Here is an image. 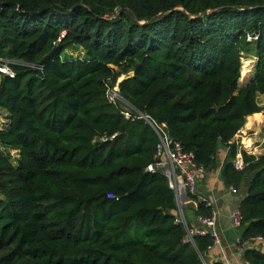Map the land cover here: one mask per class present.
Masks as SVG:
<instances>
[{"label": "trees", "instance_id": "1", "mask_svg": "<svg viewBox=\"0 0 264 264\" xmlns=\"http://www.w3.org/2000/svg\"><path fill=\"white\" fill-rule=\"evenodd\" d=\"M5 64L0 146L16 156L0 150V264H224L202 255L209 234L183 240L173 190L146 168L156 135L106 99L114 84L205 170L226 148L218 176L245 189L240 237L264 239V153L232 140L264 109V0H0ZM241 256L264 264L255 247Z\"/></svg>", "mask_w": 264, "mask_h": 264}, {"label": "built area", "instance_id": "2", "mask_svg": "<svg viewBox=\"0 0 264 264\" xmlns=\"http://www.w3.org/2000/svg\"><path fill=\"white\" fill-rule=\"evenodd\" d=\"M246 37L249 38L250 35L246 34ZM0 72L9 75L12 73L11 69L6 64L0 65ZM105 96L106 99L112 103L116 101L119 102L121 108L120 112L124 117L130 119L138 117L143 118L156 135L153 159L148 163L146 168L160 171L166 177L168 186L173 190L175 199L174 221L179 222L185 230L183 240L190 244H194V237L196 235L209 234L213 240L212 244H216L220 247L219 254L224 264H229L220 246L218 233L215 230L216 210L211 208L208 215L197 214L195 216V223H189L186 219L185 207H187L188 204H192V208H195L196 204L201 201L211 206L214 203V198L211 194L201 193L197 189V181L200 174H203L207 170L197 165L193 160L192 153L184 150L179 140L168 133L165 122L156 121L148 114L129 105L119 94L116 84L107 86ZM233 165L236 169H240L243 166L239 149L234 155ZM227 189L230 192H235L234 187L231 185H229ZM107 196L111 197L112 193L108 192ZM229 219L234 226L240 224L241 214L237 206L231 209ZM254 239H261V237L256 235L242 239L240 236H237L233 241V247L241 253L245 245ZM244 264L251 263L244 260Z\"/></svg>", "mask_w": 264, "mask_h": 264}, {"label": "crops", "instance_id": "3", "mask_svg": "<svg viewBox=\"0 0 264 264\" xmlns=\"http://www.w3.org/2000/svg\"><path fill=\"white\" fill-rule=\"evenodd\" d=\"M250 124H252V122L249 121L247 125ZM225 152L226 148L219 147L217 149V166L210 171H205L203 174H200L197 181V189L201 193L211 194L214 198V203L211 207L217 212L215 230L218 233L220 246L223 249L227 262L229 264H244V259L242 258L241 253L235 250L233 247V241L235 237L240 236L241 226L240 224L235 226L231 224L229 213L234 206H237L239 198L243 195V193L239 194V189H243L244 192L245 189L243 186H240L237 190H235V192H230L228 191L227 187H224L222 184V181L218 176V171ZM251 153L255 154L256 152L252 151ZM192 206V204H188L187 207H185L186 219L189 223L196 222V215H194L192 212ZM263 240L264 239L262 237L261 239H254L249 241L245 247L257 248L256 243H260V241ZM219 250L220 247L218 245H210L204 252L205 259H219L222 261V263H224L219 254ZM261 252L264 253L263 251Z\"/></svg>", "mask_w": 264, "mask_h": 264}, {"label": "rangeland", "instance_id": "4", "mask_svg": "<svg viewBox=\"0 0 264 264\" xmlns=\"http://www.w3.org/2000/svg\"><path fill=\"white\" fill-rule=\"evenodd\" d=\"M69 51H71L73 54L76 53H80L79 50H77V48L72 49L70 48ZM247 61H249L247 63ZM253 61V57L251 54H247L246 56L244 55L242 57V63H241V77L240 80L238 78V83L243 82L242 80L244 76L249 75L250 74V69H251V64ZM247 63V64H246ZM244 75V76H243ZM121 77V75H119L118 79ZM255 99L257 101L258 104L263 105L264 106V93H256ZM260 114L258 115H250L248 114V116H245L244 122L242 124V126L238 129V131H236V133L234 134V140H236L237 145H240V147L244 148L242 145V140H244L245 142H249V140H251L252 144L247 143L246 146V151L247 152H252L254 151L253 149L250 150L251 148H249V145L251 147L255 146V155L264 153V144L262 143L263 138H264V109H262L261 111H259ZM252 120V121H251ZM6 121L5 119V114H3L2 110L0 111V126L2 124H4ZM253 122V124H251L252 127H249L247 125L248 122ZM249 139V140H248ZM0 150L9 158L11 159L12 162H15V156H16V150L14 148H8V147H2L0 146ZM244 193L243 189H239V194ZM257 248L260 249V251L264 252V240L260 241V243H256ZM204 256V253L202 254ZM199 257L202 259V256L199 255Z\"/></svg>", "mask_w": 264, "mask_h": 264}, {"label": "bare ground", "instance_id": "5", "mask_svg": "<svg viewBox=\"0 0 264 264\" xmlns=\"http://www.w3.org/2000/svg\"><path fill=\"white\" fill-rule=\"evenodd\" d=\"M248 62H249V61H247V63H248ZM247 63H246V64H247ZM243 76H244V75H243ZM247 77H248V75L244 76V77H243V79H244V80H242L243 82H240V83H244V82H246V80H247ZM251 121H252V120H251ZM252 124H253V122H252ZM248 126H249V127H252V126H251V124H250V125H248ZM245 139H246V138H245ZM245 139H244V140H245ZM244 140H242L241 142H242V145H243V147L246 149V146H245V145H246L247 143H249V144H252V142H251V140H249V139H248V140H249V142L247 141V142H245V143H244ZM249 148H251L250 150H252V149H253V150L255 151V148H254V146H253V147H251V146L249 145Z\"/></svg>", "mask_w": 264, "mask_h": 264}, {"label": "water", "instance_id": "6", "mask_svg": "<svg viewBox=\"0 0 264 264\" xmlns=\"http://www.w3.org/2000/svg\"><path fill=\"white\" fill-rule=\"evenodd\" d=\"M129 73L131 74V72H129ZM120 78H121V77H120ZM120 78H119V79H120ZM119 79H118V80H119ZM239 80H240V79H239ZM245 83H246V82H244V83H240V81H239V83H238V87H241V86L244 85ZM234 138H235V137L233 136V137H232V140H234ZM95 139H98V137H96Z\"/></svg>", "mask_w": 264, "mask_h": 264}]
</instances>
